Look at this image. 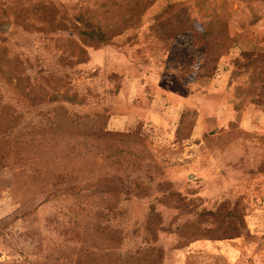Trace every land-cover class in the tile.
Masks as SVG:
<instances>
[{
	"label": "rangeland",
	"instance_id": "1",
	"mask_svg": "<svg viewBox=\"0 0 264 264\" xmlns=\"http://www.w3.org/2000/svg\"><path fill=\"white\" fill-rule=\"evenodd\" d=\"M128 7L0 0V264H264V0Z\"/></svg>",
	"mask_w": 264,
	"mask_h": 264
},
{
	"label": "trees",
	"instance_id": "2",
	"mask_svg": "<svg viewBox=\"0 0 264 264\" xmlns=\"http://www.w3.org/2000/svg\"><path fill=\"white\" fill-rule=\"evenodd\" d=\"M129 5H136L134 7H128L126 14L123 16V26L120 28V33L126 29H129L133 25V19L135 14L138 18L141 17L149 8L153 6L156 0H127ZM116 24H104L102 21L98 22L97 25L92 27L90 32H79V37L83 41V44L90 43L93 47H99L101 45L108 44L114 33H117ZM96 225V226H95ZM101 227V223L96 219H89L84 223L81 230L85 228L83 235L86 231ZM93 237L95 242L99 241L100 238L94 234ZM82 259L83 256H88L92 260V264H141L142 258L137 256V252H131L123 254L118 252L114 246L104 247V246H91L81 247L77 253Z\"/></svg>",
	"mask_w": 264,
	"mask_h": 264
},
{
	"label": "water",
	"instance_id": "3",
	"mask_svg": "<svg viewBox=\"0 0 264 264\" xmlns=\"http://www.w3.org/2000/svg\"><path fill=\"white\" fill-rule=\"evenodd\" d=\"M7 27H8V24H5V25L3 26V28H5V29H6Z\"/></svg>",
	"mask_w": 264,
	"mask_h": 264
}]
</instances>
